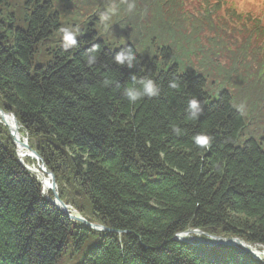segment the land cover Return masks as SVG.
I'll list each match as a JSON object with an SVG mask.
<instances>
[{"label": "trees", "instance_id": "1", "mask_svg": "<svg viewBox=\"0 0 264 264\" xmlns=\"http://www.w3.org/2000/svg\"><path fill=\"white\" fill-rule=\"evenodd\" d=\"M201 1L198 18L187 10L190 0H135L134 13L122 6L105 31L99 14L112 0H0V110L16 118L19 134L53 174L60 200L113 231L83 227L46 200L0 120V264H264L238 248L175 240L199 230L264 247V58L251 48L254 40L264 47V28L255 34L242 25L249 38L237 47L261 70L260 90L248 88L260 122L246 133L251 115L236 98L228 90L209 94L207 80L182 74L176 61L178 19L200 27L212 20V33L218 29L219 8ZM89 6L97 13L80 21L78 12ZM227 16L233 29L242 21L232 9ZM167 17H175L169 28ZM66 26L81 31L78 47L67 51L59 31ZM93 45L98 60L88 66ZM126 46L137 53L136 68L113 61ZM207 57L219 65L213 51ZM234 62L224 72L235 81L249 64ZM133 73L156 80L160 95L128 103L122 91ZM106 77L119 86L103 87ZM174 77L178 89L168 86ZM193 96L203 107L198 120L185 111ZM200 132L214 137L208 151L192 142Z\"/></svg>", "mask_w": 264, "mask_h": 264}, {"label": "rangeland", "instance_id": "2", "mask_svg": "<svg viewBox=\"0 0 264 264\" xmlns=\"http://www.w3.org/2000/svg\"><path fill=\"white\" fill-rule=\"evenodd\" d=\"M231 1L242 4V5L253 2V6H256L257 8L255 12H258L259 7L262 5V3H264V0H231ZM112 3L118 7L119 11H121L122 6L127 7V0H112ZM11 6H12V1L9 2V7L7 9L8 14L13 13ZM200 7H201V4L199 0H190L187 10L191 14L195 15V17L201 18L200 13L202 12V9ZM96 8L98 7L93 8L89 6L85 10L80 9V12H78L77 18L80 21L90 20L92 16L97 13ZM123 16L126 17V14L124 13ZM176 22L178 23L176 30L180 34H177L178 39L175 42H178V43H176L177 45L173 47V52L175 54L177 63L182 64L180 65L181 73L183 74V73H194L195 72L197 74L208 77L209 86L207 90L209 94H212V92H217L216 90L218 91L228 90L230 94L233 95L234 98H236V101L238 104V106L236 107L240 109L244 114L251 115V118L248 120V128H246V133L253 130L259 124L260 120L257 114L253 110V106H256L257 100L249 96L251 95L252 91L249 90L248 88H249V85L250 87L251 85L253 86L255 85L258 88V90H260L261 88L259 84L260 83L259 75L261 71L259 70L260 63H251V61L254 59L255 56L253 57L240 56L237 53L238 52L237 47L241 43H243V41L249 38L248 31L245 34H243L241 33L242 29L238 28V31L236 33H233L232 30L228 31L227 34H224V35H222L223 33L222 31L216 32L217 38L215 40L212 39V44H211L213 52L216 55L217 63L219 64L216 66V61L213 58L203 57V56H200L199 54L202 51V48L205 50L209 48L207 43H204L207 37H210V38L215 37V34H212L211 27H206L205 24L204 25L201 24V27L186 24L181 19H178ZM77 23L81 24L80 22H77ZM174 23H175V17L174 18L167 17L166 27L169 28L170 26H173ZM107 31H109V29ZM241 35H245L246 37L242 38ZM171 38L173 39V36ZM251 48L252 50L258 53L257 54L258 60H262L264 58V55L259 50L256 40H254V44L251 46ZM195 55H197V57ZM227 55L230 56L229 61H226V59H228ZM234 60L240 63H243V64H249L248 66L241 65L242 66L240 70L241 73L239 74V77L235 81L233 80V77L231 75L224 72L228 68H232V66L238 65L234 62ZM237 82H240L242 87L241 85H237L235 86L234 89H232V87L230 86L234 85ZM215 96L216 94H214V97ZM21 137L23 139H26L25 136L23 137L21 135ZM28 159H30L33 162V159L31 157H29ZM36 163L37 164L35 166L34 165L27 166L24 163V161L21 162V164H23L27 170L30 169L33 171H35L33 168H37L39 170L40 164H38L37 161ZM42 172L44 173V171ZM46 172L48 171L46 170ZM30 173L34 174L37 177V179L41 182L40 178L34 172L30 171ZM44 174L48 177L46 173ZM56 187H57V184H56ZM42 188H43V185H42ZM56 191L58 193L57 188H56Z\"/></svg>", "mask_w": 264, "mask_h": 264}, {"label": "clouds", "instance_id": "3", "mask_svg": "<svg viewBox=\"0 0 264 264\" xmlns=\"http://www.w3.org/2000/svg\"><path fill=\"white\" fill-rule=\"evenodd\" d=\"M136 9L135 0H127V11L129 13L134 12ZM119 12L118 7L113 4L106 8V10L100 12L99 21L104 30L107 31L113 25V17L117 16ZM60 36L62 40V47L67 51L78 47V37L81 35V31L78 26H66L60 28ZM98 46L93 45L86 52V63L88 66H92L97 63L98 60ZM113 61L116 65L126 66L128 69L136 68L140 61L137 58V53L132 46L122 47L119 52L113 57ZM131 83L123 87L122 96L130 104H135L144 98H153L160 95L161 86L149 75L137 76L133 73L129 77ZM118 82H114L111 78H104L102 86L105 88L113 86ZM171 89H178L180 82L178 77H174L168 84ZM188 119L198 120L203 113V107L201 101L193 96L188 100L186 109ZM172 132L176 136L184 135V130L179 125H173ZM214 137L206 132H200L192 137L193 144L201 151H208L213 143Z\"/></svg>", "mask_w": 264, "mask_h": 264}, {"label": "water", "instance_id": "4", "mask_svg": "<svg viewBox=\"0 0 264 264\" xmlns=\"http://www.w3.org/2000/svg\"><path fill=\"white\" fill-rule=\"evenodd\" d=\"M0 118L2 120L3 125L8 128V130H9V132L13 138L14 144L17 146V148H18L19 144H21L22 146L24 145L26 150L29 152L28 153V155H30L29 157L36 160L38 162V164H40L39 170L44 171V173H46L48 175V178L51 181V192H52V195L54 197V200H50L48 198H46V199L50 203L55 205L62 213L67 215L70 220H72L74 222L81 223L85 227L90 228L91 230H94L96 232L112 233L113 231L110 229H105L101 226L90 224L84 218H82L78 215L70 214L69 207L65 203H63L58 196V193L56 191V188H57L56 182H55V178H54L53 174L50 172H46V169H45L40 157L37 155V153L35 151H32L30 149V147L26 141H24L23 143H20V134L18 132L19 127H18V123H17L15 117L13 115L7 114L4 111L0 110ZM9 118L12 119L13 124H14L13 126L10 125L9 120H8ZM30 171L34 172L33 170H30ZM213 239L215 240L214 243H206V244H208L211 247H215V246H219V247H224V246H226V247H241L244 250H246L249 254H251L253 257L255 255L254 253H251L250 251H248L246 249L245 245L238 239H227V240H223L221 238H213ZM185 243L189 244V242H187V241H185Z\"/></svg>", "mask_w": 264, "mask_h": 264}, {"label": "bare ground", "instance_id": "5", "mask_svg": "<svg viewBox=\"0 0 264 264\" xmlns=\"http://www.w3.org/2000/svg\"><path fill=\"white\" fill-rule=\"evenodd\" d=\"M0 120H1V118H0ZM8 120H9L10 125L13 126L14 124H13L12 119L9 118ZM1 122H2V120H1ZM20 143H23L21 137H20ZM28 153L29 152L26 150L24 145L22 146L21 144H19V146H18V154H19L20 159L22 161H25L27 158H29L30 155H28ZM33 169L35 170L34 171L35 174L40 178V180L42 182V185H43L42 189H43L44 196L48 198L49 194L51 192V181L49 180V178L42 171L38 170L37 168H33ZM69 211H71V210L69 209ZM70 214H72V212H70ZM73 215H75V214L73 213ZM180 238L182 240H188V237H186L185 235L181 236ZM255 256H256V258H259V257L261 258L262 255L257 253V255L255 254ZM263 257H264V255H263Z\"/></svg>", "mask_w": 264, "mask_h": 264}]
</instances>
